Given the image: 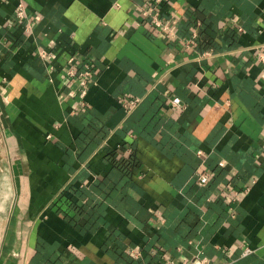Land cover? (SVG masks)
Segmentation results:
<instances>
[{
  "label": "crops",
  "instance_id": "crops-1",
  "mask_svg": "<svg viewBox=\"0 0 264 264\" xmlns=\"http://www.w3.org/2000/svg\"><path fill=\"white\" fill-rule=\"evenodd\" d=\"M263 52L264 0H0V264H264Z\"/></svg>",
  "mask_w": 264,
  "mask_h": 264
},
{
  "label": "built area",
  "instance_id": "built-area-1",
  "mask_svg": "<svg viewBox=\"0 0 264 264\" xmlns=\"http://www.w3.org/2000/svg\"><path fill=\"white\" fill-rule=\"evenodd\" d=\"M154 3H159L161 0H153ZM155 4H149V6L145 9V15L151 17V21L153 24L157 25V26H162L164 29L167 28V25L163 22V20L158 16L157 13H155ZM26 16V8L25 5L21 2L18 6V11H17V17L19 19H23ZM242 29V28H240ZM199 36V33L195 30L194 33L192 34V36H190V38L186 41V45L187 46H191L194 42H196L197 38ZM40 54L43 57L48 56L47 52L45 50H42L40 52ZM262 59H264V52L261 54ZM92 66H87L86 69L80 71L79 76L81 77V84L83 86H87L88 83V79L92 76ZM69 73L71 75H75L77 73V71L75 69H70ZM86 92V89L83 91V93ZM140 99L139 98H134L132 99L130 102L132 105H136L138 103ZM173 104L177 107H183L185 106V104L182 103L181 98L180 97H174L173 98ZM198 181L200 184L205 185L208 183L209 179H210V174L208 171L206 170H200L198 172ZM250 250V248H247L244 253H248ZM192 264H228V262L226 261H221V260H213L207 256H203V255H198L194 258Z\"/></svg>",
  "mask_w": 264,
  "mask_h": 264
}]
</instances>
